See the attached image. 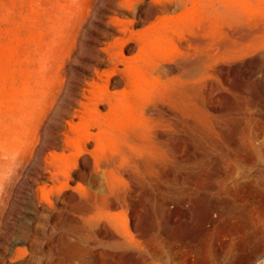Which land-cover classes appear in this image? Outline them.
I'll list each match as a JSON object with an SVG mask.
<instances>
[{"label":"rangeland","instance_id":"374dc122","mask_svg":"<svg viewBox=\"0 0 264 264\" xmlns=\"http://www.w3.org/2000/svg\"><path fill=\"white\" fill-rule=\"evenodd\" d=\"M243 1L264 9V0ZM214 2L224 11L220 0ZM190 11L186 17L196 23L200 9ZM179 12L176 0H0V136L24 105V86L47 96L60 88L62 106L78 77L110 66L97 46L124 36L122 53L132 58L140 39L172 34L167 21L178 19ZM101 13L118 21L105 24ZM162 16L166 21L158 19ZM215 26L210 37L201 33L215 56L212 72L198 80V108L177 110V118L155 123L152 108L160 101L142 100V113L136 107L132 119L111 128L134 132L133 142L113 137L96 169L79 159L73 177L82 183V203L65 191L49 210L31 203L21 209L14 188L0 205V264H133L107 238L116 223L145 229L160 250L161 264H253L264 255V31L258 45L233 54L226 50L233 46L229 38L218 31L224 26L238 36L246 27L263 28L264 12L229 22L217 14ZM148 48L136 58L144 74L154 68L168 76L176 58ZM60 114L53 110L44 124L51 127ZM139 115L149 125L146 137L137 126ZM238 140L245 144L243 153L236 149ZM121 150L124 160L115 158ZM230 202L245 208L247 216L226 214Z\"/></svg>","mask_w":264,"mask_h":264},{"label":"bare ground","instance_id":"6f19581e","mask_svg":"<svg viewBox=\"0 0 264 264\" xmlns=\"http://www.w3.org/2000/svg\"><path fill=\"white\" fill-rule=\"evenodd\" d=\"M176 1L180 8L178 19L166 23L172 27V34L156 32L154 39L149 40L146 37L140 39L132 58H126L122 53L120 41L125 38L124 36H117L113 41L97 46V53L100 51L106 53L104 64L108 63L110 66L100 70L94 68L88 75L78 77L69 88L64 105L58 106L62 94L60 88L47 96L33 92L34 90L28 85L24 86V105L12 115L14 124L0 136V205L7 201L14 188H17L15 191L16 204L21 209L24 203H31L44 211L49 210L53 202L59 201L65 191H68L69 197L82 203L85 199L82 183L73 177L79 159H83L84 165H91L96 169L104 147L110 140L112 141L113 137H117L121 142H133L131 139L133 131L132 135L128 132L118 134L111 128L125 121L126 118L132 119L136 107L142 113L145 109L141 104L142 100L160 101L152 108L153 116L150 117V121L155 123L177 118L175 112L177 110H196V101L202 92L198 80L212 72L209 66L215 54L212 55L211 41L208 38L209 34L214 33L216 29V15L222 16L225 22H229L242 21L247 15L264 12L259 5L247 4L243 0H220L224 11L216 6L215 0ZM228 5L232 7L239 5L240 10L228 8ZM197 8L200 9L201 14L198 15L196 23L189 21L192 18L187 19L188 12ZM101 14L105 16V24L118 21L114 15ZM165 18L164 16L158 17L166 21ZM261 24L263 26V23ZM262 26H255L252 30L250 29L251 31H248L247 27L243 28L246 33H243V30L242 32L237 31L243 33L238 36L235 34V29L234 32L227 31L224 26L223 28L220 26L218 31L221 32L219 35L223 33L229 38L228 41L233 46L226 50L233 54L258 45V33L264 31ZM201 33L209 37L206 38L207 36H202ZM175 34L177 38H174ZM148 46L151 47V52L155 50L162 56L176 58L177 63L174 66H168V76L154 68L146 72L147 76L144 74L142 61L138 62L136 58L145 49H149ZM216 48L217 46L214 50ZM224 51L225 49L222 53ZM97 56L102 58L98 54ZM210 85H208L209 88ZM238 89L243 91V88ZM242 97H244L243 94ZM100 104L105 106L104 111L97 109ZM55 109L60 110L61 114L57 116L58 118L51 127H48L44 121ZM139 117L137 126L141 125L139 126L140 135L145 136L149 125L141 123L144 120L141 119V115ZM189 123L193 125V121ZM245 126V122H241L240 130H245ZM139 132H137L138 135ZM147 142L150 143L149 139ZM88 143L91 144L90 148L86 147ZM235 146L239 152H244L245 144L242 140L235 142ZM256 147L259 146L256 145ZM125 153V150H121L115 158L119 157L124 160L126 159ZM223 173L228 175V170H224ZM75 190H78V193H75ZM102 198L103 200H100L105 204L109 200L108 197ZM223 211L226 214L244 213L243 215L247 216L246 209L235 202L226 204ZM143 231L135 230L133 226L116 223L112 231L111 229L107 231V238L113 247L120 254L128 256L133 264H161L158 246H152L151 241L149 242V233ZM247 231L249 235H254L249 232L250 229ZM253 264H264V255L256 259Z\"/></svg>","mask_w":264,"mask_h":264}]
</instances>
